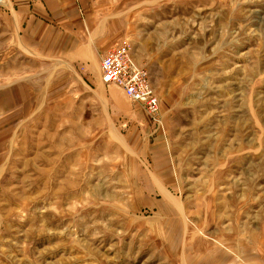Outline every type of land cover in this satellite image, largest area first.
Wrapping results in <instances>:
<instances>
[{
	"label": "rangeland",
	"instance_id": "374dc122",
	"mask_svg": "<svg viewBox=\"0 0 264 264\" xmlns=\"http://www.w3.org/2000/svg\"><path fill=\"white\" fill-rule=\"evenodd\" d=\"M98 4L105 47L0 113V264H264V0ZM124 41L156 121L102 80ZM23 56L0 40V89Z\"/></svg>",
	"mask_w": 264,
	"mask_h": 264
},
{
	"label": "crops",
	"instance_id": "0c3cea01",
	"mask_svg": "<svg viewBox=\"0 0 264 264\" xmlns=\"http://www.w3.org/2000/svg\"><path fill=\"white\" fill-rule=\"evenodd\" d=\"M98 5V0H7L0 8L1 43L17 48L23 57L31 55L33 71L32 77L28 76L31 85L0 89V113L19 107L25 96L49 95L59 64L68 72V64L86 63L91 49L105 47L103 37L108 29L97 23ZM114 93L120 94L122 101L127 97L117 87ZM12 127V123H0V160L8 148Z\"/></svg>",
	"mask_w": 264,
	"mask_h": 264
},
{
	"label": "built area",
	"instance_id": "2783aa9c",
	"mask_svg": "<svg viewBox=\"0 0 264 264\" xmlns=\"http://www.w3.org/2000/svg\"><path fill=\"white\" fill-rule=\"evenodd\" d=\"M3 3L4 0H0V4ZM100 68L104 83L120 85L131 100L147 110L152 119H158L161 98L152 84L149 70L137 62L129 42L109 47L101 59Z\"/></svg>",
	"mask_w": 264,
	"mask_h": 264
},
{
	"label": "bare ground",
	"instance_id": "6f19581e",
	"mask_svg": "<svg viewBox=\"0 0 264 264\" xmlns=\"http://www.w3.org/2000/svg\"><path fill=\"white\" fill-rule=\"evenodd\" d=\"M120 86V85H119Z\"/></svg>",
	"mask_w": 264,
	"mask_h": 264
}]
</instances>
